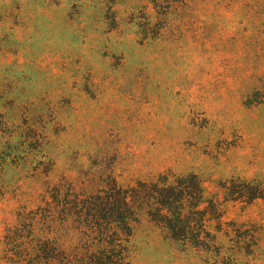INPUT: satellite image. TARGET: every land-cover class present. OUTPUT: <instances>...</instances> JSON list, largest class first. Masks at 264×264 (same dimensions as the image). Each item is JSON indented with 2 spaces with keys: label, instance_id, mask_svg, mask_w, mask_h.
<instances>
[{
  "label": "rangeland",
  "instance_id": "374dc122",
  "mask_svg": "<svg viewBox=\"0 0 264 264\" xmlns=\"http://www.w3.org/2000/svg\"><path fill=\"white\" fill-rule=\"evenodd\" d=\"M190 173L222 212L218 250L141 214L130 264H264V199L222 188L264 187V0H0V264L46 190Z\"/></svg>",
  "mask_w": 264,
  "mask_h": 264
},
{
  "label": "trees",
  "instance_id": "16d2710c",
  "mask_svg": "<svg viewBox=\"0 0 264 264\" xmlns=\"http://www.w3.org/2000/svg\"><path fill=\"white\" fill-rule=\"evenodd\" d=\"M225 200L250 204L264 199V187L225 183ZM49 200L20 208L4 227V258L17 264H130L129 244L144 214L170 240L198 251H217L222 212L204 195L196 174H161L123 188L114 180L89 195L73 189L46 190ZM46 196V194H45Z\"/></svg>",
  "mask_w": 264,
  "mask_h": 264
}]
</instances>
